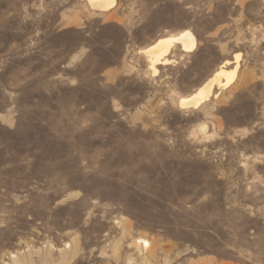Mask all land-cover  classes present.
<instances>
[{
  "label": "rangeland",
  "instance_id": "obj_1",
  "mask_svg": "<svg viewBox=\"0 0 264 264\" xmlns=\"http://www.w3.org/2000/svg\"><path fill=\"white\" fill-rule=\"evenodd\" d=\"M184 30L196 49L154 75L141 51ZM239 53L231 87L180 107ZM12 255L264 264V0H0V264Z\"/></svg>",
  "mask_w": 264,
  "mask_h": 264
},
{
  "label": "bare ground",
  "instance_id": "obj_2",
  "mask_svg": "<svg viewBox=\"0 0 264 264\" xmlns=\"http://www.w3.org/2000/svg\"><path fill=\"white\" fill-rule=\"evenodd\" d=\"M94 9L102 11L111 10L117 0H88ZM198 41L195 34L191 30H184L176 35L162 37L152 46L142 50L141 52L149 61V68L153 74L158 73L159 66H167L174 62L172 53L174 49L180 48L183 52H193L197 47ZM241 53L236 54L234 61H225L219 69L209 78L198 90L190 96L182 97L179 100V105L182 109L198 108L211 98H218L221 93L231 87L237 80ZM233 65L232 68L230 66ZM138 244H141L146 250L151 247V242L144 238L138 239ZM13 264H20L21 259L17 255H12Z\"/></svg>",
  "mask_w": 264,
  "mask_h": 264
}]
</instances>
